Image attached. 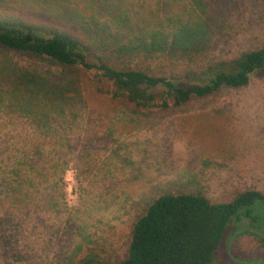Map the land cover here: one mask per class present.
<instances>
[{
	"label": "rangeland",
	"instance_id": "rangeland-1",
	"mask_svg": "<svg viewBox=\"0 0 264 264\" xmlns=\"http://www.w3.org/2000/svg\"><path fill=\"white\" fill-rule=\"evenodd\" d=\"M205 2L208 17L191 0H0V14L70 29L94 23L113 32H125L120 22L128 16L137 33L148 25L170 32L183 21L205 23L207 35L193 48L111 57L182 81L264 46V0ZM4 65L52 80L60 72L0 51ZM76 101L47 119L0 107V264L115 262L130 232L124 209L157 182H180L177 191L215 204L237 192L264 194L263 72L251 75L245 88L181 109L134 113L95 99ZM30 153L40 159L34 167L20 163ZM14 167L21 179L11 174ZM250 263L264 264V249L243 236L225 242L209 264Z\"/></svg>",
	"mask_w": 264,
	"mask_h": 264
},
{
	"label": "trees",
	"instance_id": "trees-1",
	"mask_svg": "<svg viewBox=\"0 0 264 264\" xmlns=\"http://www.w3.org/2000/svg\"><path fill=\"white\" fill-rule=\"evenodd\" d=\"M191 1L209 16L205 0ZM125 20L120 22L125 32H113L94 23L70 29L0 14V51L18 53L60 70L52 80L27 69L2 66L0 107L41 119L53 112L65 113L72 102L85 98L134 113L181 109L215 100L225 89L245 88L251 75L264 73V46L232 62L215 64L203 76L189 73L182 81L121 65L111 57L125 52L131 56L142 51L176 53L197 46L208 32L205 23L183 21L170 32L148 25L137 33L139 25L129 16ZM39 160L30 153L23 155L20 163L34 167ZM10 172L22 178L18 167ZM179 185L173 180L157 182L124 209L131 223L122 257L113 263L90 258L77 264H209L225 242L243 236L254 237L264 249L262 192H237L231 201L215 204L201 194L177 191ZM77 250L79 253L82 248Z\"/></svg>",
	"mask_w": 264,
	"mask_h": 264
},
{
	"label": "water",
	"instance_id": "water-1",
	"mask_svg": "<svg viewBox=\"0 0 264 264\" xmlns=\"http://www.w3.org/2000/svg\"><path fill=\"white\" fill-rule=\"evenodd\" d=\"M263 232H264V222H263Z\"/></svg>",
	"mask_w": 264,
	"mask_h": 264
}]
</instances>
